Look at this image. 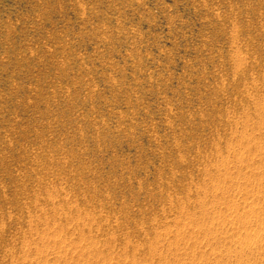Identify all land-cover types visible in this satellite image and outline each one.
Instances as JSON below:
<instances>
[{
	"label": "rangeland",
	"instance_id": "1",
	"mask_svg": "<svg viewBox=\"0 0 264 264\" xmlns=\"http://www.w3.org/2000/svg\"><path fill=\"white\" fill-rule=\"evenodd\" d=\"M0 264H264V0H0Z\"/></svg>",
	"mask_w": 264,
	"mask_h": 264
}]
</instances>
